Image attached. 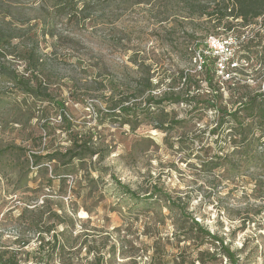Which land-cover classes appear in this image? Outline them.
I'll return each instance as SVG.
<instances>
[{"label": "rangeland", "instance_id": "1", "mask_svg": "<svg viewBox=\"0 0 264 264\" xmlns=\"http://www.w3.org/2000/svg\"><path fill=\"white\" fill-rule=\"evenodd\" d=\"M213 1L106 0L75 22L57 17L52 0H0V30L5 37H15L4 51L0 49V151L17 145L28 153L42 154L47 148L67 145L58 130L60 117L54 105L22 94L10 83V74L25 73L29 51L36 50V57L49 68L54 65L50 80L54 89H63L58 97L67 101L68 116L78 125L93 124L92 107L99 103L104 108V97L109 94L102 97L97 91L88 101L90 106H82L71 100L67 83L76 77L80 87L90 84L89 69H93L106 89L117 85L125 70L131 69L129 57L154 48L171 52L169 66L199 72L200 51L190 56L186 50L195 46L189 40L192 32L200 36L209 31L207 20L199 17V6ZM263 23L261 18L248 28L240 30L239 26L235 32L222 31L207 39L209 49L220 59V81L234 77L251 86V91H263ZM258 32L262 44L253 59H239L241 45ZM234 58L231 67L238 71L221 72V65ZM168 110L180 116L188 112L187 107ZM215 117V111H207L198 126L204 128ZM99 130L114 148L106 162L95 163V168L106 170L92 168L78 179L70 177L62 189L57 183L40 189L44 178L54 177L53 164H45L38 173L31 162L13 160L9 153L0 156V249L17 253L19 264H151L156 247L164 264L180 255L195 261L196 249L185 251L183 244L174 241L187 228L178 220L179 212L170 211L155 196L146 198L158 188L173 200L182 197L188 201L189 213L212 233L230 240L234 251H240L246 242L243 264H264V189L259 192L248 179L221 185L209 180L208 184L195 167L183 163L185 156L190 155L191 164L195 159L183 145L179 148L177 132L165 143V135L150 128L133 133L128 127L110 124ZM117 181L140 197L139 201L125 195ZM45 201L47 209L43 210ZM54 214L60 217L59 227L67 229L64 237L69 244L64 253L46 254L42 261L43 253L37 250L40 219ZM19 240L30 243L23 246ZM205 249L215 250L210 244Z\"/></svg>", "mask_w": 264, "mask_h": 264}, {"label": "trees", "instance_id": "2", "mask_svg": "<svg viewBox=\"0 0 264 264\" xmlns=\"http://www.w3.org/2000/svg\"><path fill=\"white\" fill-rule=\"evenodd\" d=\"M52 1V9L57 17L78 22L85 18L87 10L99 6L106 0ZM199 8V17L207 20L210 28L207 33L200 36L197 35V31L192 32L189 40L195 46L191 50H186L190 56L200 51L199 72L169 66L167 55L171 52L166 51L167 49L154 48L144 55L134 52L129 57L131 69L125 70V74L119 77L117 85L106 89L93 69H89L92 84L86 83L80 87L76 77L67 83L71 100L82 106H90L88 101L97 91L102 97L109 94L107 98L104 97V108L99 103L92 107L93 124L85 122L78 125L68 116L67 101L58 97L63 89L61 87L54 89L50 80L49 74L55 70L54 65L49 68L36 57V50L29 51L27 58L24 59L25 73L10 74V83L22 94L54 105L60 117L58 130L65 135L67 145L55 149L47 148L42 154L39 151L28 153L26 148L14 145L0 151V156L9 153L13 160L17 157L19 161L24 159L27 164L31 162L33 167L39 168L38 173L45 164H53L54 177L44 178L39 184L40 189H48L54 183L62 189L70 177L78 179L82 173L91 172L92 168L97 172L106 170L105 167L95 168V163L106 162L114 148L103 138L100 127L117 124L120 128L128 127L133 133L140 128H150L164 134L165 143L169 142L173 133H179L180 137L177 140L179 148L183 145L195 159V163L191 164L187 160L190 155L185 156L183 163L187 167H195L208 184L209 180L221 185L225 182L234 183L238 179H248L259 192L263 190L264 89L251 91V86L243 80L237 81L230 75L228 78H231L227 81H220L218 78L220 59L209 49L207 39L218 32L223 31L226 34L235 32L239 26L240 30L248 28L261 18L264 19V0H214L208 5L200 4ZM260 32L264 33V23ZM260 32L241 45L238 51L239 59L247 62L253 59L254 52L262 44ZM49 35L54 38L53 33ZM13 38L15 37H5L0 30V49L4 51L6 46H10ZM121 41L119 37V42ZM234 60L235 58L230 59L227 65H221L223 67L221 72L225 69L230 74L237 72L236 67H231ZM184 107H187L188 112L182 116L168 110L169 108L182 110ZM209 110L216 112L215 120L200 129L198 125ZM146 140L151 142V139ZM116 185L125 192V195L135 198L136 202L139 201L140 197H134V193L120 181H117ZM33 191L32 193H37L36 190ZM153 196L163 200L170 211H178V220L187 226L181 229L184 231L183 235L174 236V241L178 245L183 244L185 251L191 248L197 250L195 261L180 255L170 264H243L246 242L240 251H234L230 240L212 233L189 213L188 201L182 197L173 200L158 188H153V193L146 198L150 200ZM46 204L47 201L42 204L43 210L47 209ZM53 216L40 219L41 227L38 229L40 244L37 250L43 253L42 261L45 260L46 254L64 253L66 245L69 244V240L64 237L67 229L59 227V215ZM21 240L18 243L23 246L30 243L28 240ZM206 244H210L215 250H202ZM88 253H91L89 248ZM0 264H19L17 253L0 249ZM151 264H164L159 247H156L151 256Z\"/></svg>", "mask_w": 264, "mask_h": 264}]
</instances>
